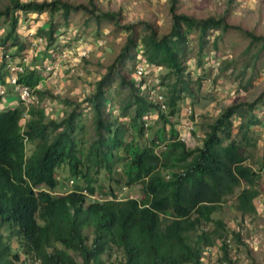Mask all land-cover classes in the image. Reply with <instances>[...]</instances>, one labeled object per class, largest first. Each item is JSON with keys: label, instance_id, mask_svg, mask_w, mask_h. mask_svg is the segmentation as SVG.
<instances>
[{"label": "trees", "instance_id": "trees-1", "mask_svg": "<svg viewBox=\"0 0 264 264\" xmlns=\"http://www.w3.org/2000/svg\"><path fill=\"white\" fill-rule=\"evenodd\" d=\"M177 1L170 0L171 26L161 35L146 22L123 24L117 11L102 10L97 0L77 5L11 0L0 8V264H203L204 248L218 242L221 259L231 262L227 239L232 235L240 242V232L212 215L229 201H235L242 219L257 213L264 151L255 157L253 127L262 121L254 109L264 91L253 102L225 106L211 121H202L203 136L195 146L187 145L175 126L184 99H190L191 113L200 99L194 98L205 79L206 38L219 32L211 44L216 47L219 35L236 29L248 40L249 56L258 60L264 35L227 24L222 17L179 13ZM73 11L86 16L85 34L99 35L107 25L125 34L118 55L90 93L74 102L39 89L41 73L34 66H25L15 85L7 83L5 55L21 59L28 47L17 32L16 12L49 15L48 27L35 33L45 40V58L57 41L53 17L58 14L67 23ZM193 34L195 55L189 45ZM138 44L148 64L164 69L157 78L165 109L147 98L145 79L137 84L132 77ZM191 59L202 70L195 77L186 65ZM232 65L226 61L221 72ZM251 73L249 80L256 75L255 65ZM19 85L27 86L35 101L25 106L15 94L16 104L7 106L8 87ZM46 99L61 105L60 117L46 116L40 105ZM84 110L94 122L95 137L89 142L84 138ZM151 115L155 119L147 123ZM62 165L84 181L83 188L52 193ZM100 173L117 185L139 184L143 196L118 198L109 185L107 190L100 187L102 200L87 201L96 193Z\"/></svg>", "mask_w": 264, "mask_h": 264}, {"label": "rangeland", "instance_id": "rangeland-1", "mask_svg": "<svg viewBox=\"0 0 264 264\" xmlns=\"http://www.w3.org/2000/svg\"><path fill=\"white\" fill-rule=\"evenodd\" d=\"M10 1L0 0V8L10 4ZM64 1L74 5L87 3V0ZM97 4L102 10L117 11L123 24L149 23L159 35L167 33L171 26L170 0H97ZM177 12L195 18L222 17L227 24L252 31L257 35H264V0H178ZM16 13L19 16L17 32L21 40L28 44V47L23 51V58H13V60L18 61L16 64L34 66L37 72L41 73L39 89H46L53 95L74 102H80L90 93L93 84L102 76L106 67L114 61L124 42V32L116 33L109 25L104 26L99 35H95L93 32L85 34L84 21L86 16L82 11H73L67 23H64L63 19L56 14L53 21L58 24L55 33L57 41L49 49L51 56L44 58L41 55L44 52V38L36 36L35 33L37 28L48 27L49 15L47 13ZM2 32L3 27L0 26V34ZM218 33L215 31L206 38L208 39V46L204 50L207 54L204 57L203 66L205 79L194 98L200 99L192 109V113L188 97L180 104L179 123L175 128L179 132V137L189 146L200 143L203 136L202 121H211L225 106L239 102H253L264 91V51L259 54L258 60L250 57L249 52L245 49L248 46V40L236 29H229L224 34L219 35L216 38L217 46L214 47L211 44ZM40 38L43 40L40 41ZM189 40L192 54L195 55L198 49L197 35H191ZM33 43L35 47L31 48ZM38 45H41L40 48H37ZM140 48L141 46L138 44L134 69L146 64ZM252 51L257 54L258 45L253 47ZM1 54L0 51V61ZM228 60H231L233 65L221 72L222 66ZM10 61L12 58L8 57L5 63ZM194 62L195 60L191 59L186 63L193 77L196 73L202 72L200 67H195ZM247 64L250 67L247 71H243V67ZM253 65L256 66V75L249 80L252 76ZM122 72L125 73L126 71L122 70ZM163 73V68L148 67L147 65L146 73L140 77L141 80L145 79L146 81L147 79L142 88L145 91L155 88L157 92L162 93L164 89L159 86L157 76ZM132 77L134 78V73ZM9 88L10 93L6 94L4 102L9 103L7 106H14L17 101L15 94L18 95L19 90L18 87ZM40 105L47 117L58 118L62 115L61 105L52 99H46ZM112 111L114 115L118 114L116 107ZM254 113L262 121L261 124L253 127V136L257 141L254 154L257 157L264 151V99L258 102ZM83 115L84 138L89 142L95 137L93 117L86 110H84ZM203 115L205 117H202ZM151 116L152 123L155 116ZM56 174L59 181L56 188L58 193L75 190L77 189L76 186H79L80 189L84 187V181L81 178L71 176L66 165L58 168ZM97 179L95 194L99 197L100 187L107 190L109 185L116 190L118 198H141L143 196L139 184L131 187L123 184L117 185L113 180L107 179L103 173H100ZM70 180H73V183H69ZM261 184V193L255 199L257 208L255 215L245 216L242 219L235 210V201H229L215 210L212 218H221L230 230L240 232L241 241L238 242L232 238V235L227 239L231 244V262L221 259L223 252L219 247L220 242L211 249L204 248L203 264H264V170ZM63 186H66L65 190L62 189ZM89 200L91 199L88 197L87 201ZM103 258L106 259L105 256ZM77 260L80 262V259ZM31 264H39V262L33 261Z\"/></svg>", "mask_w": 264, "mask_h": 264}, {"label": "built area", "instance_id": "built-area-1", "mask_svg": "<svg viewBox=\"0 0 264 264\" xmlns=\"http://www.w3.org/2000/svg\"><path fill=\"white\" fill-rule=\"evenodd\" d=\"M39 40L41 41L43 39L40 38ZM44 42H45V40H44ZM38 43H39V41H38ZM34 45H35L34 43L31 44V48H34L35 47ZM41 45H43V44H41ZM40 46L38 45L37 48H40ZM8 57L12 58L8 54H6L5 58L8 59ZM6 59H5V61H6ZM17 62L14 61L13 59L9 63L6 62V68H7V73H8L7 78H6V82L10 83L12 85L16 84L17 75L20 72H22L24 67H25L23 64H16ZM145 63L148 65V67H151V65L148 64L146 61H145ZM146 64L137 66V68L134 71V80L137 84L141 80L140 77L144 76V74L147 71V65ZM152 67H155V66H152ZM146 81H147V79H146ZM17 87L19 90L18 97L24 104H26V103L29 104V103L35 101L36 96L34 97V94L32 93V91L27 86H20L19 85ZM3 91H4V88H3V86H1L0 87V93H3ZM145 93L147 95V98L150 101H153L154 103L158 104L160 106V108L165 109V107H166L165 106V96L163 93L157 92L155 90V88H151L150 91H145ZM151 119H152V116L147 120V123H149L151 121ZM70 182H72V181H70ZM92 198H94V196H92ZM227 241H229V240H227Z\"/></svg>", "mask_w": 264, "mask_h": 264}, {"label": "clouds", "instance_id": "clouds-1", "mask_svg": "<svg viewBox=\"0 0 264 264\" xmlns=\"http://www.w3.org/2000/svg\"><path fill=\"white\" fill-rule=\"evenodd\" d=\"M7 105H8V103H7ZM70 181H72V182H70ZM70 181H69V183H73V180H70ZM62 189L65 190V189H66V186H63ZM71 191H73V190H71ZM71 191H68V192H71ZM83 192L86 193V190H83ZM52 193H54V194H63V193H58L56 189H54ZM64 193H67V192H64ZM92 196H95V198H92ZM88 197H89L92 201H93V200H102V199H103L101 196L99 197V196H97L96 194H92V195L89 194ZM206 249H208V248H206Z\"/></svg>", "mask_w": 264, "mask_h": 264}]
</instances>
